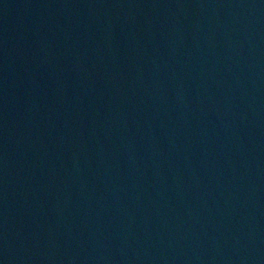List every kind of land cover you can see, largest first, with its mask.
I'll return each instance as SVG.
<instances>
[{"label": "water", "instance_id": "obj_1", "mask_svg": "<svg viewBox=\"0 0 264 264\" xmlns=\"http://www.w3.org/2000/svg\"><path fill=\"white\" fill-rule=\"evenodd\" d=\"M0 264H264V0H0Z\"/></svg>", "mask_w": 264, "mask_h": 264}]
</instances>
